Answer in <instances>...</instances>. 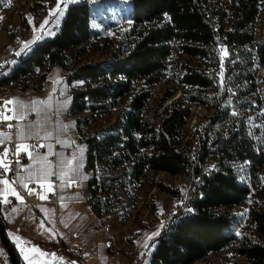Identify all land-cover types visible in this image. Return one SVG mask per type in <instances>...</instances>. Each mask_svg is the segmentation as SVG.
<instances>
[{
	"label": "trees",
	"instance_id": "obj_1",
	"mask_svg": "<svg viewBox=\"0 0 264 264\" xmlns=\"http://www.w3.org/2000/svg\"><path fill=\"white\" fill-rule=\"evenodd\" d=\"M6 1L0 0V8ZM94 2L78 0L62 16H50L52 31L40 30L39 40L29 42L31 50L16 55L24 41L0 67V88L27 87L26 79L45 65L47 72L56 65L62 68L77 140L86 147L85 198L97 219L115 212L119 201L113 195H130L148 171L183 178L184 190L157 183L173 198L174 211L134 256H142L137 264H193L223 249L250 264H264V204L249 207L254 232H242L241 237L234 231L237 223L231 213L256 183L264 192V154L247 129L248 115L254 111H263L264 125L258 84L264 37L258 39L253 29L264 0H228L221 5L217 0H127L126 46L115 48L103 61L70 65L69 53L75 50L79 57L97 35L92 27ZM36 3L49 10L46 0ZM181 55L202 61L203 67L179 63ZM13 59L16 63L5 73ZM169 70L179 74L181 94L148 118L151 88ZM188 104L207 110L204 122L193 129L191 151L180 147ZM118 107L115 122L100 133L79 132L80 114L102 115ZM244 169L246 180L240 176ZM38 246L44 247L40 242Z\"/></svg>",
	"mask_w": 264,
	"mask_h": 264
},
{
	"label": "rangeland",
	"instance_id": "obj_2",
	"mask_svg": "<svg viewBox=\"0 0 264 264\" xmlns=\"http://www.w3.org/2000/svg\"><path fill=\"white\" fill-rule=\"evenodd\" d=\"M92 5L93 18L92 27L97 35L93 37L84 49L86 50L79 57H75V50L69 53L70 65L103 61L110 57L111 52L117 47L126 46L127 31L130 20L127 17V0H94ZM219 4H224L228 0H217ZM57 1L46 0L49 9L45 12L44 8L36 3V0H7L0 8V52L7 55L21 49L23 42H30L33 39L37 42L40 30L52 31L54 22L48 21L55 10ZM57 15V14H56ZM53 15V16H56ZM45 24L41 29L40 25ZM254 32L258 39L264 37V11H262L253 25ZM45 36H51L49 35ZM34 42V43H35ZM31 43V44H34ZM31 46V45H30ZM187 63L190 66L203 67V62L186 55L179 56V63ZM16 63L13 59L5 73ZM177 74L173 70L167 71L165 76L151 88V98L147 105L145 116L150 118L153 113L165 107L181 94L176 80ZM258 84L260 95L264 98V66L258 72ZM75 86L82 87V82H76ZM12 89V88H11ZM58 91L55 93V91ZM7 93L8 90H4ZM37 99L45 97L42 108H47V132L61 143L62 148L56 153V161H52V171L54 166L60 178L57 161L62 154L65 159L73 156L77 157L81 165V176L75 177L76 182L72 186H67V178L60 180L59 186L64 187L59 192L56 206V214L59 222L55 220V229L47 231V250H55V245L59 239H75L81 241L88 249L86 254H82L81 259L85 264H94L92 255L99 259L100 264H131L134 256L142 252L149 239L156 233L166 218L174 211V200L170 194L161 190L157 183L168 184L172 187H179L180 190L186 188V182L180 176L170 175L165 172L148 171L140 183L130 195L122 192L121 196H114V201H119L115 212H104L97 219L85 198V184L88 175L84 171L86 147L77 140L74 117L70 112L71 94L70 87L65 80L62 68L58 65L53 66L47 72V80L42 84L41 89L34 92ZM25 95H30L28 91ZM40 96V97H39ZM164 97H167L163 100ZM34 100H32L33 102ZM40 106L39 104L35 105ZM190 114L183 129V139L181 148L191 151L195 147L193 129L204 122L203 116L207 110L199 104H188ZM120 112V107L102 114L93 115L87 111L80 114L82 122L79 124V132L82 134L100 133L103 129L115 122L116 116ZM263 111L249 113L247 120L248 134L252 138L256 147L264 154V125L261 120ZM55 115V120H53ZM51 116V118H50ZM73 145L72 154L67 155L64 146ZM82 149V151H81ZM241 179H248V172H240ZM264 204V192L259 188L258 183L252 187V193L246 200L231 209L234 216L235 233H253V224L249 221L247 211L250 206H260ZM55 211V208H54ZM55 218V217H54ZM43 223H47L45 219ZM49 226V223H47ZM59 237V238H58ZM50 238V239H49ZM71 239V240H72ZM60 259V258H59ZM59 264H68L59 260ZM235 261L237 264H250L244 256L233 254L231 249H223L211 252L193 264H227ZM71 264V263H70ZM81 264V263H79ZM141 264H147L143 261Z\"/></svg>",
	"mask_w": 264,
	"mask_h": 264
},
{
	"label": "crops",
	"instance_id": "obj_3",
	"mask_svg": "<svg viewBox=\"0 0 264 264\" xmlns=\"http://www.w3.org/2000/svg\"><path fill=\"white\" fill-rule=\"evenodd\" d=\"M8 56L9 55L5 54L3 51L0 52V67L5 63V60L7 59ZM46 80H47V70L45 65L42 68L36 69V71L31 76H29L28 79H26L28 83L27 87L20 89V88L11 87L10 85H5L6 87L3 86L0 88V92L3 91L4 88L8 90L10 97L9 99L22 101L25 105H29V108L26 110L25 119L17 120L18 126L19 128L23 127L26 132L39 131L40 133L39 137L33 136V138L41 139V140H45L42 137L44 136L45 132H47V108L41 107V105L45 103V97L37 99L36 96H31V95H34L35 94L34 92H37L38 89H41L42 84L45 83ZM26 91H28L30 95H25ZM32 100L44 101V103L39 104L40 106L38 107L36 106L33 107ZM15 107H16L15 105H10L13 115H14L13 109ZM53 120H55V115H53ZM0 133H3V136L0 137V139L4 140L3 143H0V156H3L5 149H7L8 152L7 142L10 140L7 139V137L10 135L3 130H0ZM51 139H55L57 141L55 137ZM59 144H60L59 149H61L62 148L61 143ZM65 147L66 146H64V150ZM58 150H56L55 153H57ZM52 152H53V147L51 146V151H50V149L46 145V149L44 151L37 150L31 153L32 156H35L37 154H39L40 156H47L48 160H50L49 155ZM21 153L25 155V160H24V172L19 177L21 176L27 177L29 169H35L38 166L35 164V161L29 156L28 153H24V152ZM55 161L52 162L55 163ZM53 171L56 172L55 166ZM53 176H56L59 179L58 183L51 182ZM0 180H5V179L0 177ZM60 180L61 178H59L56 172V175L49 176L47 181L41 182L36 177H33L31 181H38L39 183L43 184L42 195L45 197L48 192L47 184L50 183L52 185V190L56 191V197L58 199V194H60L59 192H62L64 188L63 186L61 188V186L58 185L60 183ZM10 184L13 187L11 182ZM4 189H5V185L0 183V193H4L3 195H0V218L3 221L7 238L13 245L19 257L20 262L22 264H59L60 257H58L57 251L60 250L64 245L73 246L74 242L72 241L74 239L73 238L74 236H70L71 239L73 238L72 240L69 238L66 240L59 239L60 241L55 245L56 247L55 250L51 252L47 250V243H50V240L47 241V231L52 232L51 229H55L54 226L55 220L59 222L58 216L54 214V212L56 213V207H54L56 205L49 201H43L39 203L38 211L41 216V221L39 223H34L33 221L34 213L32 209L25 208L22 212H20L18 211V205L16 203L8 204L7 202H5L6 196L10 193L4 192ZM16 200L18 201L19 199H17L16 197ZM24 217L26 218L25 222L23 221ZM43 219H45V221L49 223V226L47 223L42 222ZM17 237L19 238L18 240L16 239ZM39 242L44 247H39L38 246ZM71 264H79V263L73 262Z\"/></svg>",
	"mask_w": 264,
	"mask_h": 264
},
{
	"label": "built area",
	"instance_id": "obj_4",
	"mask_svg": "<svg viewBox=\"0 0 264 264\" xmlns=\"http://www.w3.org/2000/svg\"><path fill=\"white\" fill-rule=\"evenodd\" d=\"M6 87V86H5ZM7 90L6 88H4ZM3 89V90H4ZM58 92L57 90L55 93ZM10 97H6L5 101L8 100ZM4 101H0V116L7 115L12 116V110L10 106H4ZM8 125H12L11 128L8 127ZM19 129L18 121L16 119L13 120H4L0 118V130H3L7 132L11 136V140L7 142V148H8V155L6 157V163L8 164L9 168L6 171L3 166H0V177L7 179L10 181L13 185V188L16 189V191L23 197V202L21 200H16V196L8 194L6 196V200L8 204H17L18 205V211L22 212L25 208L32 209L34 213L33 221L34 223H39L41 221V216L38 211V204L43 201H49L56 205L57 203V197H56V191H48L46 194L45 199H40V195H42V183H39L38 181H30L28 182V187L32 189V193L29 194L28 190L25 189L18 181L19 176L24 172V160L25 155L21 152L16 151V144L18 143L16 138V133ZM26 143L29 145V151L34 152L37 150L44 151L46 149V145H51L53 147V152L55 153L56 150L60 148V144L55 139H47V140H41V139H35L32 138L30 140H27ZM73 145H66L65 151L67 152V155L72 154ZM49 159L51 161H55L56 155H49ZM51 182L58 183L59 179L56 176H53L51 179ZM39 194V195H38ZM23 221H26V218H23ZM74 238V237H73ZM88 249L86 246L79 240L75 239V243L73 246L64 245L60 250L57 251L58 257L62 259V262L65 263H81L85 264L81 256L82 254H86ZM94 258V264H100L99 259L92 255ZM141 255H137L134 259V262L132 264H137L138 261L141 259ZM0 264H11L10 259L8 257L7 251L3 246L2 240L0 238Z\"/></svg>",
	"mask_w": 264,
	"mask_h": 264
},
{
	"label": "snow or ice",
	"instance_id": "obj_5",
	"mask_svg": "<svg viewBox=\"0 0 264 264\" xmlns=\"http://www.w3.org/2000/svg\"><path fill=\"white\" fill-rule=\"evenodd\" d=\"M78 0H57L56 5H55V10L53 11L52 15H63L64 10L67 9L68 5L71 3H77ZM48 23V21H45L44 24L40 25V28L43 29L45 24ZM39 39V38H37ZM33 41L32 43H34ZM31 46L29 42H25L24 48L22 49L21 52H17L16 55H22L26 51H30ZM225 52V55H227L226 50H222ZM44 101H33L32 106L34 107L37 104H42ZM4 106H10V105H15L16 107L13 109L14 115L12 116H7V115H2L0 118L4 120H24L26 117V110L29 108V105H25L22 101L14 100V99H9L3 102ZM233 115H237V113L233 112ZM9 128L12 127V125H8ZM40 133L39 131L32 132L28 131L26 132L23 127L19 128L16 136L18 143L16 145V151L17 152H24L28 153L29 156L35 161V164L38 166L35 169H29L28 171V176L27 177H19L18 181L19 183L28 190L29 194L32 193V189L28 187V182L32 180L33 177H36L38 180L41 182L47 181L49 176L56 175V172L52 171V164L48 160L47 156H40L39 154L32 156V153L29 151V145L26 143L27 140H30L33 138V136L39 137ZM3 136V133H0V137ZM43 139H51L53 138L51 132H45L44 136L42 137ZM7 139L11 140V136H8ZM4 140L0 139V143H3ZM58 143H63V141H57ZM47 147L51 151V145H47ZM82 151V149H81ZM52 155H56V153H51ZM8 152L7 149H5V152L3 153V156H0V166H3V168L7 171L9 166L5 162V158L7 157ZM59 168V173H60V178L64 180L67 178V186H72L73 183L76 182L75 177L81 176L82 174L80 173V168L81 165L77 160L76 156H73L70 159H65L63 155L61 154L58 161L57 165ZM215 168V166H213ZM83 179H87L86 176L83 177ZM27 181V182H26ZM0 183L5 185L4 192L10 193L11 195H14L17 197V199L21 200L23 202V197L16 191L15 188H13L10 184V182L5 179V180H0ZM43 186V184H42ZM47 189L48 191H52V185L49 183L47 184ZM4 193H0V195H3ZM39 195V194H38ZM46 197L43 195H40V199H45ZM5 202L6 198H5ZM158 233H154L153 235H157ZM240 233H237L239 235ZM17 240L19 239L18 237L16 238Z\"/></svg>",
	"mask_w": 264,
	"mask_h": 264
},
{
	"label": "water",
	"instance_id": "obj_6",
	"mask_svg": "<svg viewBox=\"0 0 264 264\" xmlns=\"http://www.w3.org/2000/svg\"><path fill=\"white\" fill-rule=\"evenodd\" d=\"M0 238L2 240L3 246L7 251L8 257L10 259L11 264H22L19 260V257L13 247V245L11 244V242L9 241V239L7 238V235L5 233V229H4V224L3 221L0 218Z\"/></svg>",
	"mask_w": 264,
	"mask_h": 264
},
{
	"label": "bare ground",
	"instance_id": "obj_7",
	"mask_svg": "<svg viewBox=\"0 0 264 264\" xmlns=\"http://www.w3.org/2000/svg\"><path fill=\"white\" fill-rule=\"evenodd\" d=\"M6 97H9V93H7L6 91H1L0 92V101H5Z\"/></svg>",
	"mask_w": 264,
	"mask_h": 264
}]
</instances>
